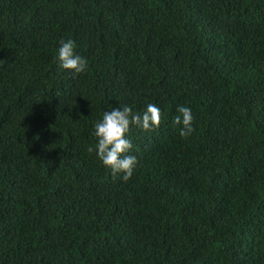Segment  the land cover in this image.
<instances>
[{
    "label": "trees",
    "instance_id": "trees-1",
    "mask_svg": "<svg viewBox=\"0 0 264 264\" xmlns=\"http://www.w3.org/2000/svg\"><path fill=\"white\" fill-rule=\"evenodd\" d=\"M148 103L123 181L93 122ZM0 264H264V0H0Z\"/></svg>",
    "mask_w": 264,
    "mask_h": 264
},
{
    "label": "clouds",
    "instance_id": "clouds-1",
    "mask_svg": "<svg viewBox=\"0 0 264 264\" xmlns=\"http://www.w3.org/2000/svg\"><path fill=\"white\" fill-rule=\"evenodd\" d=\"M76 48L73 39H61L56 55L59 67L71 71L73 77L85 72L88 67L87 58L80 55ZM177 112L173 124L180 126L181 137H188L195 131L192 110L188 106L178 105ZM161 113V108L154 103H148L142 111H134L126 104L105 110L102 117L93 122L92 136L96 143L88 150L95 151L97 158L110 170L112 176H119L123 181L129 180L138 165V157L133 152L131 129L133 126L143 131L158 128Z\"/></svg>",
    "mask_w": 264,
    "mask_h": 264
}]
</instances>
